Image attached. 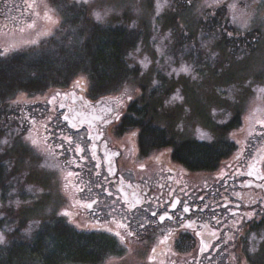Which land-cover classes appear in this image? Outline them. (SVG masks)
Returning a JSON list of instances; mask_svg holds the SVG:
<instances>
[{"label": "rangeland", "instance_id": "obj_1", "mask_svg": "<svg viewBox=\"0 0 264 264\" xmlns=\"http://www.w3.org/2000/svg\"><path fill=\"white\" fill-rule=\"evenodd\" d=\"M72 1L78 2L71 4L77 6L73 8L75 11L84 4L83 0H26L29 13L22 23L0 20V54L35 46L39 49L36 52L46 47L47 51L55 50L56 46L53 48L45 41L60 28L55 2L62 6ZM206 2L212 4L213 0H89L84 5L89 23L122 26L138 33L135 44L125 52V60L135 74L108 94L111 101L124 108L129 99L138 97L140 83H145L147 89H161L157 119L161 126L172 120L177 139L212 140L219 137L215 135V124H225L237 114L238 123L227 128L222 137L233 141L232 150L243 147L244 143L249 147L253 140L264 141V0H221L218 7H206ZM97 13L102 19H96ZM211 17H229L233 30L220 33L216 30L219 25L203 29L202 22ZM68 30L72 31H68L71 43H80L78 30ZM87 30L88 27L82 30L81 37L88 34ZM258 34L260 46L254 52L241 45L233 58L227 43V47L223 46L222 41L229 37L234 40L228 42L234 44L243 35ZM77 81L90 97L86 77L78 74L71 83L77 85ZM57 90L60 88L35 94L16 93L9 106L12 114L0 119V162L4 164L0 171L3 243L15 229L29 237L40 221L53 214L67 217L77 230L102 231L117 242L113 253L98 264H198L193 254L174 252L170 254L172 262H164L169 249L158 253L151 233L137 230L144 219L141 214L125 218L123 207L116 201L106 198L103 207H99L100 214L97 210L83 213L76 199L80 196L84 200L95 186L102 184L98 178L85 180L83 169L73 168L70 163L79 154L85 155L76 151V146L84 141V131L71 129L61 119L56 106ZM22 122L25 126L20 131ZM126 142L131 145L133 139L129 137ZM228 156L212 170L187 169L184 177L188 189L206 188L217 175L227 172L233 163ZM260 215L256 216L259 220L239 230L240 233H219L210 258L206 253L201 261L207 258V264H264V211ZM96 217L102 220L103 228L98 227ZM117 219L127 220L130 228L121 226ZM133 230L137 233H129ZM186 259L191 262L187 263Z\"/></svg>", "mask_w": 264, "mask_h": 264}, {"label": "trees", "instance_id": "obj_2", "mask_svg": "<svg viewBox=\"0 0 264 264\" xmlns=\"http://www.w3.org/2000/svg\"><path fill=\"white\" fill-rule=\"evenodd\" d=\"M72 3L78 2H67L62 6L55 2L59 10L60 28L45 40L51 47L56 46L55 50L50 52L46 47L36 52L39 49H35V46L26 51L0 54V119L12 114L9 106L18 92L35 94L48 88L66 87L80 74L88 80V95L95 99L108 95L135 74L125 60V52L135 44L138 33L122 26L89 23L86 6L80 4L75 11L73 8L77 6H72ZM28 13L26 0H0V20L5 23H22ZM219 18L211 17L203 21L202 28L212 29L219 25L216 30L220 33L233 30L229 17ZM83 23L88 27V34L84 38L81 37L85 29ZM69 28L78 30L79 36H76L80 43H71ZM258 35H243L234 44L228 42L234 40L229 37L222 41L223 46L227 43L229 53L236 58L241 45L251 52L257 50L260 46L257 41L261 40ZM139 88L138 97L131 99L123 125L137 128L135 143L141 151L169 147L171 160L193 171L212 170L230 154L235 145L222 136L227 133V128L238 123L237 114L225 124H215V135L219 137L212 140L177 139L172 120H167L161 126L157 119L161 110V89H147L145 83H140ZM19 126L22 131L25 124L22 122ZM23 148L26 151V146ZM2 165L0 162V171ZM66 218L52 214L47 220L40 221L27 238L17 233V229L13 230L7 242L0 243V264H98L113 253L117 242L108 233L77 230Z\"/></svg>", "mask_w": 264, "mask_h": 264}, {"label": "flooded vegetation", "instance_id": "obj_3", "mask_svg": "<svg viewBox=\"0 0 264 264\" xmlns=\"http://www.w3.org/2000/svg\"><path fill=\"white\" fill-rule=\"evenodd\" d=\"M85 90L71 83L56 91L61 119L66 124L73 122L71 129L84 131V141L76 151L85 155L79 154L70 163L73 168L83 169L85 180L98 178L102 184L84 200L78 197L85 215L94 210L100 214L99 207L106 198L116 201L123 207L125 218L141 214L144 219L137 230L151 233L158 253L169 249L164 262H172L170 254L174 252L193 254L198 264H207L219 233H240L262 217L264 141L253 140L249 147L244 143L232 150L228 160L233 163L227 172L217 175L208 187L190 191L184 177L188 170L171 160L169 147L143 152L136 146L137 128L123 125L130 99L122 108L108 98L110 95L92 99ZM129 137L133 139L131 145L126 142ZM89 201L92 206L87 208ZM94 219L103 228L102 220ZM117 220L126 229L129 227L127 220ZM206 253L207 258L201 261Z\"/></svg>", "mask_w": 264, "mask_h": 264}, {"label": "snow or ice", "instance_id": "obj_4", "mask_svg": "<svg viewBox=\"0 0 264 264\" xmlns=\"http://www.w3.org/2000/svg\"><path fill=\"white\" fill-rule=\"evenodd\" d=\"M189 2H191V0H189ZM220 2H221V0H213V3H212V4H208V3L206 2L205 6H206V7H214V6L218 7ZM83 3H84V4H88V3H89V0H83ZM230 7H232V6H230ZM158 14H159V13H157V15H158ZM96 19H97V20L102 19L101 15H100L99 13L96 14ZM228 35H231V33H228ZM145 66H146V65H145ZM181 70H182V71H185V72L189 71V69H187V68H182ZM76 84H77V86H79L80 82L77 81ZM69 143H71V140H69ZM33 144H35V141H33ZM77 150L79 151V149H77ZM69 175H72V173H69ZM185 211H187V209H185ZM153 215H155V213H154ZM121 226H123V225H121ZM213 235H214V234H213ZM0 242H3V235H2V234H0Z\"/></svg>", "mask_w": 264, "mask_h": 264}, {"label": "water", "instance_id": "obj_5", "mask_svg": "<svg viewBox=\"0 0 264 264\" xmlns=\"http://www.w3.org/2000/svg\"><path fill=\"white\" fill-rule=\"evenodd\" d=\"M80 122H81V121H80ZM68 125H73V122H69ZM91 206H92V202H91V201H89V202L86 203V207H87V208H90Z\"/></svg>", "mask_w": 264, "mask_h": 264}]
</instances>
